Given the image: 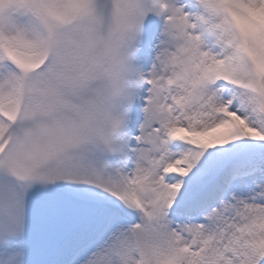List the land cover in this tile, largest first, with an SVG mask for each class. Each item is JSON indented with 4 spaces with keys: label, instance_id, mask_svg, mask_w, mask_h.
Segmentation results:
<instances>
[{
    "label": "snow or ice",
    "instance_id": "6c2138e0",
    "mask_svg": "<svg viewBox=\"0 0 264 264\" xmlns=\"http://www.w3.org/2000/svg\"><path fill=\"white\" fill-rule=\"evenodd\" d=\"M0 264H264V0H0Z\"/></svg>",
    "mask_w": 264,
    "mask_h": 264
}]
</instances>
